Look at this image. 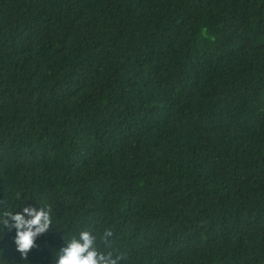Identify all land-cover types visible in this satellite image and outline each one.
<instances>
[{
    "label": "trees",
    "instance_id": "trees-1",
    "mask_svg": "<svg viewBox=\"0 0 264 264\" xmlns=\"http://www.w3.org/2000/svg\"><path fill=\"white\" fill-rule=\"evenodd\" d=\"M82 233L101 264H264V0H0V264Z\"/></svg>",
    "mask_w": 264,
    "mask_h": 264
},
{
    "label": "clouds",
    "instance_id": "clouds-1",
    "mask_svg": "<svg viewBox=\"0 0 264 264\" xmlns=\"http://www.w3.org/2000/svg\"><path fill=\"white\" fill-rule=\"evenodd\" d=\"M24 211L32 217L30 220L25 221L20 215L13 217L18 230L16 243L21 252L29 250L32 247L34 236L43 232L47 227V217L43 212H34L29 209H24ZM42 220L43 224H41ZM22 228L27 230L20 231ZM80 239L82 243L74 241L64 249L59 264H101L104 262L103 256H98L95 250H90L92 239L88 233H82Z\"/></svg>",
    "mask_w": 264,
    "mask_h": 264
}]
</instances>
